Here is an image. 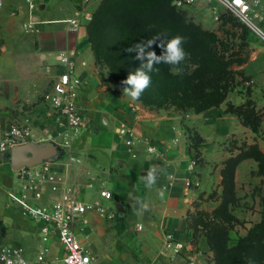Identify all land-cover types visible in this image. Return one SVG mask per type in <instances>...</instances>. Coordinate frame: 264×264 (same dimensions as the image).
Here are the masks:
<instances>
[{
	"label": "crops",
	"instance_id": "1",
	"mask_svg": "<svg viewBox=\"0 0 264 264\" xmlns=\"http://www.w3.org/2000/svg\"><path fill=\"white\" fill-rule=\"evenodd\" d=\"M80 3L47 0L41 9L44 14L39 16L48 23L31 32L25 28L26 0L4 1L0 11V140L12 122L28 118L36 135L33 142L56 145L51 160L81 199H94L96 190L86 185L92 177L96 186L103 185L117 196L123 212L112 220L88 213L90 226L79 236L93 264H187V251L185 255L170 254L164 248L165 237L193 242L188 214L198 209L212 211L218 205L209 196L222 188L223 161L238 152L229 150L231 139L246 128L221 108L184 116L174 108L151 109L123 95L124 87L95 62L88 24L68 31L56 22L72 17ZM60 52L74 54L75 72L86 82L78 98L84 136L74 138L69 147L56 144L62 142L61 129L40 99L63 69L56 62ZM260 103L264 105V98ZM186 128L204 140L197 148L201 162L193 169L189 164L196 148ZM91 131L95 133L90 135ZM75 145L78 156L72 152ZM150 146L155 148L153 152L148 151ZM69 155L79 162L67 166ZM254 163L246 159L238 165L237 184L241 173ZM150 169H155L157 179L149 189L143 177ZM19 190L9 154L0 153V233L5 240L20 243L32 258L44 244L38 224L23 217L14 197ZM46 246L49 250L42 264H61L59 243L54 240ZM195 246L200 254L193 264H211L206 238L199 237Z\"/></svg>",
	"mask_w": 264,
	"mask_h": 264
},
{
	"label": "built area",
	"instance_id": "2",
	"mask_svg": "<svg viewBox=\"0 0 264 264\" xmlns=\"http://www.w3.org/2000/svg\"><path fill=\"white\" fill-rule=\"evenodd\" d=\"M47 0H26L28 10L25 28L38 32L39 26L48 23L40 19L41 6ZM101 0H81L79 8L73 16L63 23L68 31H74L88 24L93 17L97 3ZM200 0H174L177 10H186L195 6ZM212 7H221L233 15L243 26L248 28L264 42V0H208ZM4 0H0V11ZM57 65L62 71L52 81L49 89L42 94L41 102L49 109V114L61 129V146L69 147L78 131L84 125V117L78 105V98L85 80L80 78L76 70L74 54L60 52L56 54ZM30 120L12 122L3 132L0 140V153L9 154L15 145L36 141ZM127 143H130L127 140ZM153 146L148 147L153 152ZM66 165L72 166L79 160L72 155L67 157ZM196 162L190 161L189 168L193 169ZM53 160H44L32 167H22L15 171L20 183L17 198L21 204L23 217L38 224L40 240L44 244L35 257L30 258L26 249L18 242L3 239L0 233V264H42L46 261L49 248L46 244L57 241L63 251L61 264H93L89 251L81 244L79 236L87 233L90 226L88 213H94L107 220L114 219L118 211L114 205V194L107 187L96 186V178H90L86 185L96 190L91 202L81 199L75 187L68 182ZM164 248L172 255L185 256L187 264H193L200 254L195 244L189 240H178L172 235H166Z\"/></svg>",
	"mask_w": 264,
	"mask_h": 264
},
{
	"label": "trees",
	"instance_id": "3",
	"mask_svg": "<svg viewBox=\"0 0 264 264\" xmlns=\"http://www.w3.org/2000/svg\"><path fill=\"white\" fill-rule=\"evenodd\" d=\"M174 0H102L93 12L92 20L87 25L88 38L97 66L106 65L113 80L125 87L121 82L130 72H134L140 61L135 59V53H129L127 48L148 40L156 35L165 39L174 36L184 37L183 48L187 56L180 65V74L173 73V66L159 64V72H152L151 85L137 100L151 109H162L169 105L177 109L196 108L201 112L212 103L213 95L217 90L208 89L212 81L209 71H223L221 58L216 49L215 36L204 30L201 26L188 21L183 11L177 10L173 5ZM161 54L159 47L152 49ZM197 62L199 66L191 70V64ZM209 70V71H208ZM210 88V87H209ZM210 90V91H207ZM200 105V106H198ZM230 110H227L228 113ZM195 133V138L201 139ZM196 153L193 159L201 162L197 144L192 142ZM258 149L250 146L247 149L229 148L235 155L223 161L222 182L223 195L228 185L235 189V172L238 165L246 159L260 162L264 154L259 151L260 157H255L249 151ZM211 197V195L209 196ZM227 201H222L212 211L196 210L188 214V228L193 231V242L196 244L199 237L204 236L208 246L210 242L209 230L218 227L215 216L227 213ZM237 251H242L247 257L264 261V221L254 226L236 246Z\"/></svg>",
	"mask_w": 264,
	"mask_h": 264
},
{
	"label": "rangeland",
	"instance_id": "4",
	"mask_svg": "<svg viewBox=\"0 0 264 264\" xmlns=\"http://www.w3.org/2000/svg\"><path fill=\"white\" fill-rule=\"evenodd\" d=\"M4 1L10 3L15 0ZM101 1L97 3L95 10ZM180 11L185 13L188 21L201 26L215 36L216 49L223 66L221 72L208 70L207 74H211L212 78L208 89L217 90V94L213 95L212 103L199 113L212 108H221L225 112L230 110L228 113L236 117L246 131L231 139L229 148L247 149L250 146H257L258 149L249 152L257 158L260 157L259 151L264 154V105L260 103L264 98V42L223 8L212 7L208 0H200L195 6ZM43 14L44 12H41V15ZM19 21L16 19V24ZM18 33L22 32L18 31ZM191 65V70L199 66L197 62ZM98 68L109 72L106 65H99ZM165 108H174L184 116L199 114L195 107L177 109L176 106L169 105ZM186 129L191 142L196 143L197 147L202 146L204 140L201 137V139L195 138L191 128ZM83 132V129L78 131V140L84 136ZM93 133L95 131L89 134ZM78 143L79 141L76 145ZM56 144L61 146L62 142ZM76 145L72 147V152L78 156ZM252 160L255 165L248 167L245 174L241 173L239 183L235 181L234 190L228 185L223 195L221 185V189L214 190L211 194L210 198L219 201L218 205L224 197L228 206L227 213L214 217L218 227L209 230L211 264H250V261L251 264H264V261L260 263L247 257L241 250H236L240 240L254 226L264 221V157L260 162ZM261 254L264 257V251L259 252V256Z\"/></svg>",
	"mask_w": 264,
	"mask_h": 264
},
{
	"label": "clouds",
	"instance_id": "5",
	"mask_svg": "<svg viewBox=\"0 0 264 264\" xmlns=\"http://www.w3.org/2000/svg\"><path fill=\"white\" fill-rule=\"evenodd\" d=\"M184 42V37L179 35L171 39H165L162 35L158 34L148 40H141L139 43L127 48V52L135 53V59L140 61V66L134 72H130L127 78L121 82L125 85L122 90L123 95L129 97L132 101L138 100L142 93L151 85L150 73L159 72L156 65H171L173 66V73L180 74L181 69L175 66L180 65L187 56L183 48ZM154 46L162 50L161 54L157 55L155 51L150 50ZM143 179L145 187L152 188L157 179L155 169H150ZM137 202L140 203V201ZM142 207L147 209L146 204H143Z\"/></svg>",
	"mask_w": 264,
	"mask_h": 264
},
{
	"label": "water",
	"instance_id": "6",
	"mask_svg": "<svg viewBox=\"0 0 264 264\" xmlns=\"http://www.w3.org/2000/svg\"><path fill=\"white\" fill-rule=\"evenodd\" d=\"M43 5L41 6V9ZM56 155V146L50 143L35 144L27 142L25 144L15 145L9 152L10 163L14 171L22 167H32L44 160H51ZM114 205L118 212H123V208L114 195Z\"/></svg>",
	"mask_w": 264,
	"mask_h": 264
}]
</instances>
